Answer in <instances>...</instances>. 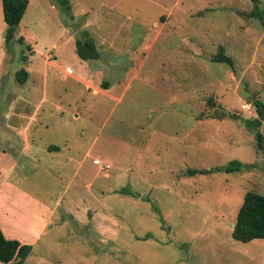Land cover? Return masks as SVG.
<instances>
[{"label": "rangeland", "instance_id": "rangeland-1", "mask_svg": "<svg viewBox=\"0 0 264 264\" xmlns=\"http://www.w3.org/2000/svg\"><path fill=\"white\" fill-rule=\"evenodd\" d=\"M68 5L29 0L5 45L0 0V187L38 204L0 197L3 235L32 245L23 264H264V239L232 238L244 195L264 196V121L243 122L264 103V0L252 18L251 0ZM83 30L96 60L75 53ZM231 161L255 168L186 174Z\"/></svg>", "mask_w": 264, "mask_h": 264}, {"label": "trees", "instance_id": "trees-1", "mask_svg": "<svg viewBox=\"0 0 264 264\" xmlns=\"http://www.w3.org/2000/svg\"><path fill=\"white\" fill-rule=\"evenodd\" d=\"M254 9L249 13H240L244 17H257L261 14L259 10L260 0H251ZM2 2V16L6 25V32L4 36L5 45L13 39L16 28L20 24L22 17L26 11L29 0H1ZM63 8L69 11L68 0H60ZM73 18V17H72ZM264 23V20H263ZM22 39H20L21 41ZM22 42V41H21ZM29 47H27L28 50ZM75 53L77 57L85 62L96 60L99 58V53L96 49L95 42L90 36L89 32L83 30L80 32V37L75 41ZM25 58V56H23ZM26 61V58L23 60ZM213 62L225 63L233 70L234 64L230 57L224 54L222 47L219 48L218 53L213 56ZM28 72L25 69H20L15 73L16 81L19 84H24L27 80ZM103 88L106 89V83ZM210 104L212 100L209 99ZM256 117L253 119H244V124L252 129H257L261 122L264 121V103L257 100L252 102ZM227 115L223 112L217 111L210 115L212 119H222ZM230 116V115H229ZM234 118L233 115L230 116ZM252 127V128H251ZM255 150L264 155V138L257 130L254 133ZM255 168V163L242 164L238 161H231L225 167H217L210 170H188L187 175L194 176L196 174H211L216 172H244L252 171ZM232 238L240 243H248L256 239H264V196L256 192H247L244 195L242 204L238 210L236 221L232 230ZM32 249V245L22 244L15 239L6 238L0 229V263L2 264H23Z\"/></svg>", "mask_w": 264, "mask_h": 264}, {"label": "crops", "instance_id": "crops-1", "mask_svg": "<svg viewBox=\"0 0 264 264\" xmlns=\"http://www.w3.org/2000/svg\"><path fill=\"white\" fill-rule=\"evenodd\" d=\"M29 3V2H28ZM63 74H64V71H63ZM72 74H73V70H72ZM64 77L65 76H68V74H64L63 75ZM73 76V75H72ZM76 117V115L74 116ZM25 129V128H24ZM23 129V131H24ZM27 130V129H26ZM25 130V131H26ZM52 150L54 151H59L60 149L57 148V147H52L51 148ZM8 191V192H7ZM4 193V194H3ZM0 194L1 196L0 197H3L5 196V194H8V195H17L18 196V199L21 203H32L34 204L35 206L38 205L34 200L31 199V197L27 196L26 194H21L20 193V190L14 186L13 184H7L6 182L2 184V186L0 187ZM7 196V195H6ZM5 196V197H6ZM8 197V201H10V198L9 196ZM24 200V201H23ZM26 205V204H25ZM38 211H40V213L42 212V209H38ZM42 217V216H41ZM40 216L37 217V219L41 220ZM49 222V218H46L44 223L42 224L41 228L39 229L38 233L34 235V241L37 240V238L39 237V234L41 233L42 229L44 228L45 225H47V223ZM9 239V238H8ZM25 241H28V240H25Z\"/></svg>", "mask_w": 264, "mask_h": 264}, {"label": "built area", "instance_id": "built-area-1", "mask_svg": "<svg viewBox=\"0 0 264 264\" xmlns=\"http://www.w3.org/2000/svg\"><path fill=\"white\" fill-rule=\"evenodd\" d=\"M66 74H72V70L70 69V68H66ZM242 109L243 110H246V111H248V112H251V105L250 104H248V103H246V104H243L242 105ZM93 164L94 165H99L100 164V161L99 160H95V161H93ZM103 168L104 169H108L109 168V165H103Z\"/></svg>", "mask_w": 264, "mask_h": 264}]
</instances>
